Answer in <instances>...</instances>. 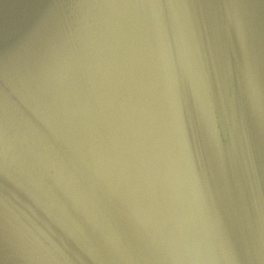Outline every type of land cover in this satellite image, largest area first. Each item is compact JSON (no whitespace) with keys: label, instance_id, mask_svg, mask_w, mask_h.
<instances>
[{"label":"water","instance_id":"water-1","mask_svg":"<svg viewBox=\"0 0 264 264\" xmlns=\"http://www.w3.org/2000/svg\"><path fill=\"white\" fill-rule=\"evenodd\" d=\"M0 264H264V0H0Z\"/></svg>","mask_w":264,"mask_h":264}]
</instances>
